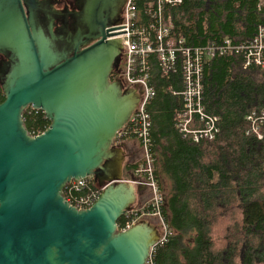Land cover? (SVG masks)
Wrapping results in <instances>:
<instances>
[{"label":"water","instance_id":"obj_1","mask_svg":"<svg viewBox=\"0 0 264 264\" xmlns=\"http://www.w3.org/2000/svg\"><path fill=\"white\" fill-rule=\"evenodd\" d=\"M126 2L90 0L69 29L48 1L0 0V264H147L160 239L155 219L118 226L148 189L126 179L129 147L114 144L143 93L113 78L123 43L109 37ZM29 108L50 122L43 133L26 128ZM89 177L101 195L78 209L64 191Z\"/></svg>","mask_w":264,"mask_h":264},{"label":"trees","instance_id":"obj_2","mask_svg":"<svg viewBox=\"0 0 264 264\" xmlns=\"http://www.w3.org/2000/svg\"><path fill=\"white\" fill-rule=\"evenodd\" d=\"M260 0H182L168 10L174 39L188 47L251 40L264 25ZM150 81L156 96L148 106L155 177L165 194L163 214L174 236L156 248L155 264H264V135L248 119L264 111V68H244L241 55L214 58L205 65L204 106L218 117L214 139L196 142L183 135L184 73L179 58L167 68L152 55ZM172 65V63H170ZM5 100L0 87V104ZM32 135L50 122L42 111L24 113ZM195 128L203 126L197 120ZM264 133V124H263ZM130 138L125 141H133ZM101 194L95 181L83 191ZM67 195V192H65ZM126 219L121 217L122 228Z\"/></svg>","mask_w":264,"mask_h":264},{"label":"built area","instance_id":"obj_3","mask_svg":"<svg viewBox=\"0 0 264 264\" xmlns=\"http://www.w3.org/2000/svg\"><path fill=\"white\" fill-rule=\"evenodd\" d=\"M181 4L182 0H127L122 24L113 27L109 37L119 38L123 43L122 78L126 87L140 86L143 90L141 103L114 144L134 138L141 147L142 159L134 173L139 177V182L146 185L151 197L142 208H135L122 216L126 219V224L119 227V230H127L144 219L157 220L160 239L151 249L147 264H155L153 255L156 248L166 244L174 236V231L163 214L166 197L155 177V153L150 137L148 106L157 91L150 81V57L156 56L168 69L172 68L176 58L180 59L184 73L185 104L178 117V127L183 135H191L196 142L203 138L214 139L218 133V117L207 114L204 106L205 65L216 56L236 54L243 57L245 69L251 66L264 68V25L259 26L256 35L248 41L234 43L227 38L221 44L188 47L184 39L172 37L174 23L172 16L168 14L170 8ZM259 6L264 8V0H260ZM261 115L263 117L255 112L247 119L251 122L252 132L259 139L264 135V111H261ZM197 120L203 124L202 127L195 128ZM93 181L92 177L72 181L64 191L66 200L78 209L91 208L101 194L90 191L75 198L71 196V192L86 190Z\"/></svg>","mask_w":264,"mask_h":264},{"label":"flooded vegetation","instance_id":"obj_4","mask_svg":"<svg viewBox=\"0 0 264 264\" xmlns=\"http://www.w3.org/2000/svg\"><path fill=\"white\" fill-rule=\"evenodd\" d=\"M41 1H48L50 4H52V6L50 7L53 8L56 12H58L57 16L52 17V19L55 20L56 28H63L66 24L67 27H69V29H73L74 25L78 22V20L83 17L85 6L90 0H41ZM124 9H125V5L120 14L121 19H123ZM6 60L7 59L4 56H0V70L3 69ZM117 77L122 78V75L121 74L113 75V78H117ZM122 143H126V142L124 141L118 143L115 142L116 145ZM137 148L139 151V154L137 155L138 158L134 159L133 156L131 155L128 156L126 159V174H127L126 176L128 175L130 176V174L135 171L136 167L140 165L141 148L139 146ZM132 162H134L133 165H131ZM143 194H145L146 196L144 198L140 197V201L147 202L150 199L149 190L148 189L144 190Z\"/></svg>","mask_w":264,"mask_h":264},{"label":"crops","instance_id":"obj_5","mask_svg":"<svg viewBox=\"0 0 264 264\" xmlns=\"http://www.w3.org/2000/svg\"><path fill=\"white\" fill-rule=\"evenodd\" d=\"M124 142H126V144L128 145V151H127V153L129 154V156H133V158L134 159H136V158H138L137 157V155L139 154V151H138V146L140 147V145H139V142L138 141H136V140H133V141H124ZM141 154V153H140ZM127 175V174H126ZM127 177H129V175L128 176H126V179H129V178H127ZM146 195L145 194H142L141 195V197H145Z\"/></svg>","mask_w":264,"mask_h":264},{"label":"rangeland","instance_id":"obj_6","mask_svg":"<svg viewBox=\"0 0 264 264\" xmlns=\"http://www.w3.org/2000/svg\"><path fill=\"white\" fill-rule=\"evenodd\" d=\"M141 148V147H140ZM141 159H142V151H141ZM141 162V161H140ZM127 178H129L130 179V176L129 177H127ZM149 195H150V191H149ZM151 197V196H150Z\"/></svg>","mask_w":264,"mask_h":264}]
</instances>
